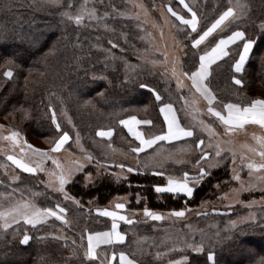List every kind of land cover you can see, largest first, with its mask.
I'll return each instance as SVG.
<instances>
[{
    "label": "trees",
    "instance_id": "16d2710c",
    "mask_svg": "<svg viewBox=\"0 0 264 264\" xmlns=\"http://www.w3.org/2000/svg\"><path fill=\"white\" fill-rule=\"evenodd\" d=\"M83 1L61 0V6L38 8L33 0H0V119H7V125L22 133L27 140L29 136L42 140L43 148L53 145L54 140L67 131L71 139L79 133L88 150L92 141H99L109 143L122 152L130 151L132 147H138V144L126 133L120 120L132 116L138 120H151L152 124L140 126V130L148 134H160L165 130L160 114L161 103L156 101L149 89L159 92L164 103H172L177 115L178 97H187L189 92H177L171 81L160 74L150 73L148 69L134 75L127 73L119 59L120 56L130 55L129 51L139 43V35L132 22L109 16L96 23L85 22L77 26L62 16L65 10L72 13L77 11ZM165 1L181 9L177 0ZM244 1L247 8L240 19L210 39L219 40L240 30L246 33V38L254 41L242 73L236 74L231 67L241 43L230 47L229 56L212 65L209 85L217 97L214 102L217 108L223 107V103H250L253 99H264V0ZM118 4H122V0H94L99 15L105 8L111 10V7L115 8ZM228 6V0L196 2L193 10L200 18L197 32L192 33L185 27L179 36L185 46L183 71L191 72L198 67L199 55L204 48L203 45L200 49H193L191 40L214 22ZM104 24L107 30L102 28ZM108 51L113 53V58ZM9 68L13 72L11 78L3 75ZM234 75L243 79L242 85L233 83ZM141 84H147L149 88H141ZM52 110L61 125L59 133L52 123ZM109 129L112 130L111 137L104 139L96 136L97 131ZM182 141L184 139L157 143L141 152L139 157L150 155L160 146H174ZM92 149V165L87 166L65 186L67 195L74 198L71 202L57 194L48 193L30 175H21L12 187L24 186L33 193H40L36 201L38 206L53 208L59 204L67 209L68 218L81 225L87 218L93 217L91 207L104 208L117 196L128 198L125 209L131 213L145 208L156 213L181 210L215 196L213 185L229 177L228 168L224 165L213 169L209 177L195 187L191 198L157 194L154 186L164 185V176L144 171L127 173L124 178L117 179L115 174L125 170L117 167L122 163L100 155L97 148ZM96 152L102 161H95ZM132 154L137 157V154ZM97 166L101 167L99 172L95 170ZM168 168L180 169L173 175L182 174L181 166L169 165ZM89 174L93 181L85 184ZM2 189L0 187V191ZM236 215L238 213H231L227 218ZM98 221L101 225L88 230L86 234L108 230L111 226V221L105 218L98 217ZM154 226L158 224L146 221L145 218H136L129 226L120 224L119 229L126 237L125 242L104 246L99 252H124L137 264H169L185 256L189 258L186 264H208L205 253L174 250L165 257H156L157 252H164L168 248L162 246L154 249L146 245L136 247L135 243L132 250L127 228L133 229L136 236L147 237L152 235L151 229ZM53 227H56V223L52 220L35 227L17 226L7 231L0 230V264H97L82 258L72 242L54 237ZM25 233L30 236V240L28 244L22 245L18 238ZM73 235L77 237V230L73 231ZM251 242L255 245H251ZM262 243L264 213L256 223L225 234L217 242H211L210 248L206 250L214 253L216 264H261L264 261V248H260L259 244Z\"/></svg>",
    "mask_w": 264,
    "mask_h": 264
},
{
    "label": "rangeland",
    "instance_id": "374dc122",
    "mask_svg": "<svg viewBox=\"0 0 264 264\" xmlns=\"http://www.w3.org/2000/svg\"><path fill=\"white\" fill-rule=\"evenodd\" d=\"M180 3V0H177ZM205 1V0H201ZM198 0H185V3L189 4L192 8L195 6ZM230 3V0H228ZM232 4H235L236 0H231ZM242 3H245L244 0H241ZM85 3L83 1L82 5ZM142 5V7H140ZM180 8L177 9L170 5L169 2L165 0H122V4H118L115 8H110L111 10L102 11V14L99 15L97 13V8L94 6V0H87V7L88 9L95 8V17L89 19L87 15L83 19V23H96L98 20L103 18H109L112 16L114 18L124 19L132 22L133 27L136 29V33L139 35L138 44L134 46V48L129 51L130 55L127 56H120V62L123 64L124 69L129 74H137V72H142L145 69H148L150 73L153 74H160L164 78L168 79L174 85V89L177 92H189L187 93L188 101H192L194 98L198 101L197 95L194 93L192 89H189V86L186 81L182 79L183 76L180 73L183 72L182 69V58L185 52L184 42L179 38L180 34L183 33L185 30L183 25L180 26V21L176 19V17L172 16L171 13L168 12V7H171L173 11L177 12L179 15L184 16L186 19L191 18V13L184 7L183 4L180 3ZM81 6L77 9H80ZM114 9V10H113ZM75 11L73 14H75ZM184 11V13H182ZM112 13V14H110ZM218 18V17H217ZM216 18V19H217ZM211 25V24H210ZM209 25V26H210ZM264 26V25H263ZM104 30H107V26L105 24L102 26ZM178 28L180 30H178ZM190 29V28H188ZM191 30V29H190ZM225 30V29H224ZM220 30L218 29L216 32L212 34H219ZM211 36V37H212ZM209 37V40L211 39ZM207 43V42H206ZM111 46V44H110ZM203 47V44L200 48ZM199 48V49H200ZM111 58H113V53L108 51ZM202 54V53H200ZM118 56V55H117ZM177 69V74L179 78L183 82V87H177V78L172 75V68L174 66ZM178 115L183 125L190 126L194 123L191 115V109L186 105L185 100L178 97ZM194 107L198 108L200 112L198 113L199 119L204 120L206 123L212 124V126L216 129L219 133L218 137L211 141L212 147H208L209 138L207 133L201 132L197 129V137L203 138L205 140V144L202 146L205 148L206 151L210 152L213 156V159H216L214 156V146L219 141L221 143V147L225 149V152L222 155L225 157L223 160L220 161L219 164H216L214 167L208 169L209 173L216 168L226 165L228 168V179H224L222 182H217L213 185L215 189V196L212 198L204 199L193 206L185 207L181 210L184 211L183 217H174L168 212L160 213L163 215L164 219L159 221H154L158 224V226H154L152 230V235L147 237H142L144 235H134L133 229L127 228L126 232L129 234L131 238V248L133 250L134 243L137 245L142 246L146 245V247H152L157 249L159 247H166L168 248L164 252H157L156 257L166 256L169 252L174 250L182 251L186 250L189 252H193L192 248L188 245L192 243L200 244L203 242V252L207 254L211 252L210 250H206L210 248L211 242H217L222 236L225 234L236 231L240 229L242 226L254 224L260 219V215L264 213V182H259L255 179V175L250 177L249 176V169L246 167V164L249 160H259L260 157L249 151L246 144L239 142L237 137H231L229 134H224L223 126L212 116H210L206 109L205 105L202 102H197ZM219 109V108H218ZM64 116L67 117L66 113L64 112ZM7 119H0V133L3 135H8L11 129L7 125ZM99 131H108V130H99ZM98 132V131H97ZM63 134V133H62ZM60 134V135H62ZM97 136V135H96ZM21 146L25 147L26 151H30L27 149V146L24 144V141L27 144H30L35 149H40L43 152H48L49 157L44 160L43 167L44 171H38L35 174L25 173L21 169L17 168L15 165L12 164L11 161L7 160L8 154H14L18 158L23 157L24 153L20 151V147L17 146L15 148L10 147L8 141L0 140V187L2 189L0 194H4L0 196V203H3L4 207L8 206L9 200H19L23 199H30L32 198L33 192L24 186H17L12 187V184L18 182V180H13V176H21V175H30L33 179L37 181L39 185L44 187V189L48 193L57 194L64 200L65 199L64 193L58 192L55 190L56 182L54 177L51 178L52 180V187L47 186L50 180V173L52 172H59L60 169L57 168L56 164L53 163V159L57 161L63 168L67 169L69 167H75V162H79L83 165V169L78 172L73 173L72 180L83 170L92 165L94 161H87L85 157L87 155H91L94 158V155L91 153L92 148H97L101 152L100 155H106L104 157L111 158L116 160L118 163L125 164L126 168L124 171H119L116 173L115 178L119 179L124 178L127 173V167L136 168L137 165V157L132 154L131 151H121L120 149L114 148L112 145L109 147L108 144L99 143V141H92V148L89 147V150L86 146L82 143V139H79V143L76 142L77 135H75L72 139L69 135L68 142L64 145L57 152H50V149L53 145L43 148L44 142L42 140H38L31 136L28 137V140L22 135L21 133ZM80 137V136H79ZM99 138H108V137H100ZM194 138H185L180 144L174 146H165V147H158L150 155L145 156L144 158H140L141 163L147 162L150 165H163V167H157L155 171H162L164 173H168L164 176L165 183L167 180V175H173L174 172H179V170H171L168 166H181L182 167V174L184 171H188L189 173H196L198 169L195 167V161L200 157V151L195 149L194 145L189 143L188 147L191 149L190 152H185L181 154L179 150L182 147H185L186 141L191 142ZM231 141V143H225L224 141ZM241 141V140H240ZM249 145L251 147H257L256 142L251 141L250 139ZM41 147V148H40ZM227 149H234L235 151V162L233 161L232 154L227 151ZM91 151V152H90ZM94 151V150H93ZM97 154V152H96ZM136 154V153H134ZM169 154H176L182 155L184 159L183 164H177L173 160L169 159ZM102 155V156H103ZM95 161L100 162L99 155L97 154L95 157ZM243 158V164L241 163V159ZM33 159H39L38 157H34ZM101 169L100 166L95 168L96 172H99ZM147 171L152 172L153 169H149ZM176 175V176H182ZM239 174L240 180L235 179V175ZM88 177V176H87ZM209 177L206 176L203 182ZM71 180V181H72ZM3 181V183H2ZM70 181V182H71ZM93 181L91 178H86L85 184H88ZM69 182V183H70ZM252 184V187H247V185ZM242 185L244 187H242ZM66 186V185H65ZM198 186V185H197ZM196 187V186H195ZM188 198V197H187ZM38 200V196L35 197V203ZM128 198L126 196H117L114 197L106 207L104 208H96L91 207L92 212L91 215L93 217L87 218L84 223L78 225L76 221L72 218H68L65 213L66 220L68 223H62L60 220H57L54 216L49 217L43 223L37 224L42 225L46 224L50 221H54L56 223V227L52 229L55 230L53 234L54 237L59 238L62 241L68 242H75L73 243L74 246H77L79 253L81 254L82 258L84 257L85 251V244H84V237L88 230L93 229L94 227H98L101 225V222L98 221V217L105 218L106 220L112 221L109 217H104L99 215L97 209L103 210L108 209L110 211H119L123 215H127L130 219L134 220L137 218H145L146 221H153L148 217H145L144 210L140 212H127L126 209L123 210H116L115 204L118 202L127 204ZM37 204V203H36ZM251 205L249 207L248 205ZM38 206V205H37ZM41 207V206H39ZM61 207V206H60ZM44 208V207H41ZM54 211L56 210V205L52 208ZM231 213H238V215L227 218ZM253 214L254 219H242L248 217L249 214ZM231 221H237L235 227L231 225ZM122 225H128L123 221H120ZM36 225V226H37ZM106 224H102L104 226ZM160 225V226H159ZM17 226H21L22 228L25 227H33L30 224H25L22 220L18 224H13L12 228H16ZM8 229V230H10ZM1 231H5L0 229ZM77 230V237L73 235V231ZM7 231V230H6ZM24 235V234H23ZM23 235L18 238L19 242L22 240ZM76 237V238H75ZM251 245H255L254 242L250 243ZM25 245V244H22ZM260 248H264V244H259ZM103 256H100L98 259L94 260L97 264H101V261L108 258L110 255V251L104 250ZM135 252H137L135 250ZM138 253V252H137ZM159 253V256L157 255ZM194 253V252H193ZM140 254V253H139ZM201 254V253H197ZM178 259V261H181ZM171 261L169 264H173Z\"/></svg>",
    "mask_w": 264,
    "mask_h": 264
},
{
    "label": "snow or ice",
    "instance_id": "6c2138e0",
    "mask_svg": "<svg viewBox=\"0 0 264 264\" xmlns=\"http://www.w3.org/2000/svg\"><path fill=\"white\" fill-rule=\"evenodd\" d=\"M33 2L38 8L61 6V0H33ZM180 3L183 4L184 7L191 13L190 19H186L184 16L179 15L177 12L173 11L171 7H168V12L171 13L172 16L176 17L178 21H180V25L186 26L187 28L191 29L192 33H196L198 25L200 24V18L198 17L197 12L194 11L189 4L185 3V0H180ZM140 7H142V5H140ZM70 8L71 4L69 5V9ZM246 8L247 5L242 3L241 0H236L235 4H232L230 0L227 9L223 11L219 17L211 23L210 26H207L204 30L198 33L196 38L191 40V46L193 49H199L202 44L204 45V48L201 50L202 54L199 55L198 67H196L194 71H183L180 73V75L191 80L192 87L195 89V92L198 93L205 101H207V113L210 116L215 117L216 120L220 122L224 128L225 135L243 129L245 125H258L261 129H264V99H253L250 103H223V111H221L218 110L214 105V102L217 101V97L209 85V77L212 75L213 71L212 65L216 64L217 61L222 60L224 57L229 56V46L236 44L237 41H243V49L239 52V59H235V62L231 64V67L235 73H242L244 70L245 61L254 44V41L251 38H246V33L244 31H233L231 35L220 38L219 40H215L214 38L213 40H209V37H211L212 34L218 29L223 31L224 28H230L233 22L240 19ZM95 12V8L88 9L87 0H85V3L81 5L80 9L75 14H73L70 10H65L61 14L63 17H66L67 20L72 21L77 26H79L82 24L86 15L89 19L94 18ZM178 30L180 29L178 28ZM188 35L191 36V33H188ZM109 42L111 43V41ZM113 47H116V45L113 44ZM3 75L7 78H11L13 75L11 68L4 71ZM172 75L177 78V87H183V82L177 74L175 63L172 68ZM232 80L235 85L243 84V79L237 78L235 75L232 77ZM140 87L149 88L147 84H141ZM149 90L152 91L156 101L161 103L160 112L163 114L167 130L162 132V134H148L137 130L136 125H150L153 123V121L137 120L135 116L130 117L128 120H120V124L124 125L128 129V132L137 141H139L138 147H132L130 149L132 153L137 154L138 166L136 168L127 167L126 171L129 173H143L144 171H147L151 168L153 169L154 175H165V173L162 171H155L157 167L162 168V164L150 165L147 162L141 163L139 154L144 152L145 149L152 148V146L157 144L159 141H179L185 138H194L191 142L186 141L185 147H182L179 152L181 154L190 152L191 149L188 147V144H193L195 149L199 150L201 153L199 159L195 162V167L198 169V171L194 174L184 171L182 176L169 174L167 175V180L164 185L154 186V191L157 194H171L172 196H184L191 198L194 195L195 186L202 183L204 178L210 175L208 169L214 167L216 164H219L220 161L225 158L222 155V153L225 152V149L221 147V143L218 141L214 146V156L216 159H213L212 154L202 147L205 144V140L203 138L197 137V129H199L201 132L207 133L209 138L208 147H212L211 141L216 139L219 133L212 126V124L206 123L204 120L199 119L198 113L200 110L194 107V105L197 103L195 98L189 102L187 98L183 96L181 97V99H184L186 105L191 109V115L194 121V123L190 126H186L181 123L172 103H164L159 92L151 88ZM52 112V123L55 125L57 133H59L61 132V125L57 121L55 111L52 110ZM96 135L100 137H111L112 130L109 129L108 131H98ZM69 138V133L64 131L62 135H59V137L54 140L50 152L59 151L68 142ZM79 139V133H77V143H79ZM253 139L256 141L258 148L251 146L246 147H248L249 151L257 154L260 159L258 161L254 159L249 160V162L246 164V167L249 169L250 177L255 175V179L257 181L264 182V135H254ZM0 140L8 141L10 147L12 148L19 146L20 151L24 153V156L19 158L14 154H8L6 157L7 160L11 161L12 164L17 168L21 169L25 173L30 174H35L38 171L45 170L43 167V162L49 157V153L43 152L40 149H35L32 145L27 144V142L24 141L27 149L30 150L26 151L25 147L21 146L22 137L19 131L10 130L8 135H3L0 133ZM224 142L231 143L230 140ZM109 147H111V145H109ZM227 151L232 154L233 161L235 162L234 149H227ZM34 157H38L39 159H33ZM168 158L177 164H183L185 162L182 155L169 154ZM85 159L90 162L93 157L89 154L85 157ZM53 163L56 164L60 171L50 173V180L47 186H53L51 178L54 177L56 182L55 190L64 193L65 199H74L67 195L65 191V185H67L72 180L74 172H78L83 169V165L79 162H75V167H69L65 169L60 164H58L55 159H53ZM241 163L243 164V158L241 159ZM117 167L121 168L122 170L125 169V165L123 164H119ZM90 175L91 174H89L87 178H90ZM234 178L240 180L239 174H236ZM12 179L14 181L19 180L20 177L13 176ZM252 186L253 185L251 183L247 185V187ZM242 187L244 186L242 185ZM3 195L4 194H0V196ZM38 195H40V193H33L32 198L30 199L21 198L19 200H9L8 206L6 208L4 207L3 203H0V229L6 231L10 229L13 224H18L21 220L25 224H30L35 227L37 224L43 223L49 217L53 216L62 223H68L65 217L67 209L60 207L59 204L56 205L55 211L52 208H41L35 203V197ZM75 202L79 203L78 201ZM248 206L251 207L250 204ZM125 207V203L122 202L115 204L116 210H123ZM97 211L99 215L111 218L112 225L111 230L109 231L88 234V243L87 248L84 251V257L85 259L91 261H94L100 256L104 255L103 252L97 251L100 245H113L116 243H123L125 241V235L118 230L119 221H123L129 225L133 224L132 219H130L127 215L121 214L119 211H110L108 209H97ZM170 214L179 218L183 217L185 213L183 210H173ZM144 215L153 221L164 219L163 215L153 212L148 208L144 209ZM242 219L251 220L254 219V216L250 213L248 217ZM230 223L233 227H235L237 221H231ZM29 240L30 236L25 233L20 243L26 245L28 244ZM188 246L192 248L194 253L203 252V242L200 244L192 243ZM73 251L78 255L76 249ZM157 255L159 256V253ZM113 259H115V253H113L111 258L105 257V259L101 261V264H112ZM188 260L189 258L185 256L181 261L173 262V264H186ZM119 261L120 264H137V261L129 259L124 252H120ZM207 261L208 264H216V259L213 252H208ZM261 264H264V261H261Z\"/></svg>",
    "mask_w": 264,
    "mask_h": 264
},
{
    "label": "crops",
    "instance_id": "0c3cea01",
    "mask_svg": "<svg viewBox=\"0 0 264 264\" xmlns=\"http://www.w3.org/2000/svg\"><path fill=\"white\" fill-rule=\"evenodd\" d=\"M235 31H237V30H235ZM232 33V32H231ZM231 33H229L228 35H231ZM228 35H226V36H228ZM225 36V37H226ZM223 38V37H222ZM238 43H241V47H240V49H239V52L243 49V41H237L236 42V44H238ZM233 45H235V44H233ZM233 45H230L229 46V49H230V47H232ZM254 45V44H253ZM252 49H253V47H252ZM252 49H251V51H252ZM251 51L249 52V54H248V57H247V59H246V61H245V64L247 63V61H248V59H249V56H250V54H251ZM239 52H238V54H237V56H236V59H239ZM235 62V61H234ZM236 74H239V73H236ZM182 76V75H181ZM182 79L184 80V81H186L187 82V84H188V86H189V88L190 89H192L193 91H194V93L197 95V97H198V101L197 102H202V103H204V105H205V109H206V111H207V107H208V104H207V101H205L202 97H200V95L198 94V93H196L195 92V89L192 87V83H191V80H189L187 77H182ZM233 103V102H232ZM218 109V108H217ZM218 110H221V111H223V107H221V108H219ZM160 114H161V116H162V119H163V121H164V117H163V114L160 112ZM226 114V113H225ZM130 117H128V118H125V119H123V120H128ZM215 118V117H214ZM216 119V118H215ZM138 120V119H137ZM218 121V120H217ZM219 122V121H218ZM220 123V122H219ZM164 124H165V122H164ZM122 127H123V129L126 131V133L133 139V140H135L136 142H137V144H138V146H139V141H137L129 132H128V129L124 126V125H122V124H120ZM142 125H144V124H140V125H136V128H137V130H139V131H141L140 130V126H142ZM167 130V128H166V124H165V130L164 131H166ZM163 131V132H164ZM160 134H162V133H160ZM231 137H237L238 139L237 140H239V142H242V143H244V144H246V146L247 145H249V141H247V140H251V141H253V142H256L254 139H253V136L254 135H256V136H260V135H264V129H261L258 125H245V127L243 128V129H240V130H237L236 132H234V133H231V134H229ZM241 140V141H240ZM160 142H163V143H170V142H174V141H159V142H157V143H160ZM154 146V145H153ZM145 150H147V149H145ZM118 224H119V226H120V224H121V222L119 221L118 222ZM111 225H112V221H111ZM109 230H111V226H110V228L108 229V230H104V231H109ZM118 230L120 231V229L118 228ZM100 232H102V231H100ZM121 232V231H120ZM122 233V232H121ZM89 234V233H88ZM88 234H86V245H87V243H88V241H87V236H88ZM122 234H124V233H122ZM125 239H126V237H125ZM125 242V241H124ZM123 242V243H124ZM123 243H116V244H123ZM114 245V244H113ZM104 246H109V245H100V247L97 249V251L99 252L100 251V249L102 248V247H104ZM119 254H120V252L119 253H115V259H113L112 260V264H120V261H119ZM126 255V254H125ZM113 256V253H111L109 256H108V258H111ZM127 257H128V255H126ZM129 258V257H128ZM130 259V258H129Z\"/></svg>",
    "mask_w": 264,
    "mask_h": 264
}]
</instances>
